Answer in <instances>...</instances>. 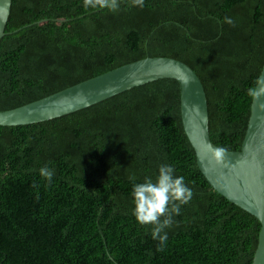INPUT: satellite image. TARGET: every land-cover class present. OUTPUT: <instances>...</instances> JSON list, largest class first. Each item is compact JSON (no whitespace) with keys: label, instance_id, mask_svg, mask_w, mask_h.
I'll list each match as a JSON object with an SVG mask.
<instances>
[{"label":"trees","instance_id":"obj_1","mask_svg":"<svg viewBox=\"0 0 264 264\" xmlns=\"http://www.w3.org/2000/svg\"><path fill=\"white\" fill-rule=\"evenodd\" d=\"M117 3L113 10L98 0H12L0 42V111L168 57L200 78L212 143L239 151L248 90L264 65V0ZM161 164L194 194L157 251L152 226L132 214L131 191L145 177L155 180ZM45 165L54 171L51 183L39 174ZM259 232V221L199 170L176 80L49 121L0 127V264H252Z\"/></svg>","mask_w":264,"mask_h":264},{"label":"water","instance_id":"obj_2","mask_svg":"<svg viewBox=\"0 0 264 264\" xmlns=\"http://www.w3.org/2000/svg\"><path fill=\"white\" fill-rule=\"evenodd\" d=\"M12 0H0V42L5 36ZM65 20H58L63 23ZM173 79L180 85V113L184 132L193 147L199 170L217 194L260 223L252 264H264V65L252 97L250 116L239 151L213 157L217 148L209 135L207 96L194 70L168 57L144 58L44 99L0 111V127L37 124L89 108L133 88Z\"/></svg>","mask_w":264,"mask_h":264},{"label":"clouds","instance_id":"obj_3","mask_svg":"<svg viewBox=\"0 0 264 264\" xmlns=\"http://www.w3.org/2000/svg\"><path fill=\"white\" fill-rule=\"evenodd\" d=\"M86 2L92 3L93 0H86ZM98 2L113 10L118 7L117 0H98ZM132 3L133 6L141 8L144 6V0H132ZM224 22L234 25V21L230 17H225ZM248 94L256 96V89L250 88ZM227 151V148L218 146L213 150L214 159L223 160ZM174 172L173 166L161 164L155 180L145 177L142 183L134 184L131 191L134 205L132 214L139 224L152 226V238L158 241L157 251H163L167 244L166 230L172 226L173 216L180 214L181 206L187 204L194 194L185 183L184 178L175 176ZM39 174L51 183L54 171L45 165L39 170ZM33 186L35 187V185Z\"/></svg>","mask_w":264,"mask_h":264},{"label":"rangeland","instance_id":"obj_4","mask_svg":"<svg viewBox=\"0 0 264 264\" xmlns=\"http://www.w3.org/2000/svg\"><path fill=\"white\" fill-rule=\"evenodd\" d=\"M32 125V124H31Z\"/></svg>","mask_w":264,"mask_h":264}]
</instances>
